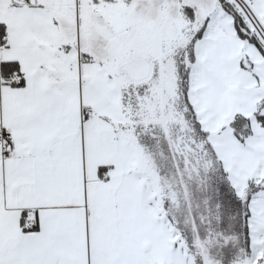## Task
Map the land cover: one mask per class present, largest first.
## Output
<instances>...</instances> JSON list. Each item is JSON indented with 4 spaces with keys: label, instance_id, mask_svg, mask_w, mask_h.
<instances>
[{
    "label": "snow or ice",
    "instance_id": "obj_1",
    "mask_svg": "<svg viewBox=\"0 0 264 264\" xmlns=\"http://www.w3.org/2000/svg\"><path fill=\"white\" fill-rule=\"evenodd\" d=\"M0 264H264V0H0Z\"/></svg>",
    "mask_w": 264,
    "mask_h": 264
}]
</instances>
